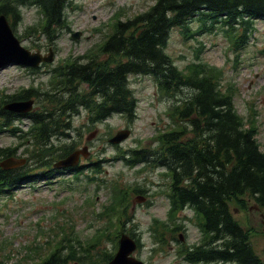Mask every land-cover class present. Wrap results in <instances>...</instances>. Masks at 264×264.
Instances as JSON below:
<instances>
[{
  "label": "trees",
  "instance_id": "16d2710c",
  "mask_svg": "<svg viewBox=\"0 0 264 264\" xmlns=\"http://www.w3.org/2000/svg\"><path fill=\"white\" fill-rule=\"evenodd\" d=\"M69 4L70 0H0V13L14 26L22 19L23 7L36 6L41 14L40 28L32 27L29 32L39 31L51 41L57 32L67 28L65 10ZM112 20L106 40L95 53L69 60L57 71V89L32 87L11 94L0 92V121L6 124L14 118L3 109L5 102L34 96L45 101L34 116L36 123L22 135L24 142L29 143L24 150L37 160L26 170L35 166L49 168L52 164L46 161L48 157H63L74 149L76 141L66 140L69 134L65 130L71 129L70 117L80 109L94 123L103 122L113 113L131 121L136 98L127 75H151L159 90L178 102L169 109L175 126L160 133L158 146L152 149L124 151L129 152L125 163H146L166 169L174 199L172 215L187 204L198 216L195 222L203 240L200 245L183 249L185 259L204 264H259L249 234L230 210L232 201L244 203L251 198L264 212V151L251 129L255 126L253 122L248 128L243 126L233 106L232 92L221 90V70L206 64L197 54L179 69L165 49L175 27L186 39L215 26L225 28L232 45L238 48L255 31L256 21H264V0H154L132 17L121 20L114 15ZM194 22L196 28L192 27ZM100 55L109 58L97 61ZM82 57L87 60L80 62ZM183 93V98H175ZM17 148L0 146V160L15 157ZM118 157L119 153L113 158ZM24 174L26 171L20 167L0 168V190L13 186L12 178L21 179ZM144 190L131 187L134 193ZM126 198L127 193L113 198L125 214L129 204ZM123 223L118 222L122 230ZM180 226L176 219L155 225L156 242L164 244L166 234L173 236ZM129 233L135 235L133 229ZM118 235L116 232L111 236L104 228H96L94 234L84 238L65 234L50 250L38 252L29 264H106L117 247ZM107 240L113 243L112 250L105 247Z\"/></svg>",
  "mask_w": 264,
  "mask_h": 264
},
{
  "label": "rangeland",
  "instance_id": "374dc122",
  "mask_svg": "<svg viewBox=\"0 0 264 264\" xmlns=\"http://www.w3.org/2000/svg\"><path fill=\"white\" fill-rule=\"evenodd\" d=\"M153 3L154 0H71L66 8L68 26L53 40V45H50L43 34L33 33V29L32 33L29 32L32 27L36 30L40 28V14L34 7H23L22 19L14 23L21 44L31 51L39 48L43 53L47 52L49 46H54L53 62L36 73H27L25 69L15 65L0 68V91L9 93L31 85L49 87L48 71L56 65L64 64L68 56L74 58L84 55L105 40L111 30L110 23L114 15L125 20L146 10ZM196 26L194 22L192 27ZM238 31L241 32L240 29ZM72 33H79L78 38L72 39ZM95 50L96 48L91 53H95ZM165 51L179 69L192 61L197 54V58L221 70V90L224 93L232 92L237 115L241 117L246 128L253 122L255 127L251 129L254 137L264 151V21H256L255 31L238 48L232 45L225 28L215 26L213 30L203 32L195 38L184 39L180 29L175 27L170 31ZM105 58L109 57L100 55L97 61ZM127 79L137 102L136 115L131 122L117 114L102 123L94 124L88 121L83 112L72 118L74 129L69 133L77 141L80 140L74 149L88 145L89 152L88 155L78 153L79 156L73 160L72 155L65 157L67 165H83L78 168L77 177L73 174L76 171H72L70 167L60 168L62 172H58L56 167L53 168L54 171L48 169V173L44 172V177L28 178L11 189L0 192V260H3V264L21 261L27 252L23 249L24 245L36 243L40 246L45 237H49L54 246L62 232L70 233L74 230L81 237L93 234L107 220L100 217L99 213L104 205L111 206L108 203L113 188L119 189L118 196L127 193L129 205L125 214L120 203L113 199L114 208L110 222L115 223L111 229L114 231L107 230L111 236L116 233L118 222L124 221V231L133 229L140 238L141 247L133 255L145 264H191L176 254V248L202 243L203 238L192 219V209L186 207L181 211L180 215L186 216L188 220L178 219L185 227L177 229L173 235L176 238L167 233L165 243L158 244L155 242L154 229L150 231L152 216L162 220H157L155 225L170 217L169 213L166 214L167 200L171 197L168 171L142 164L130 167L123 160L112 159L115 148L107 139L118 130L130 129L128 137L117 146L129 149L135 146H155L158 134L175 126L167 111L174 97L160 93L150 75L130 74ZM82 88L85 89V85ZM184 93L175 98H183ZM33 108H37V104ZM178 120L182 123L180 116ZM183 123L187 125L186 120ZM14 124L26 129L29 122L15 121ZM77 132L81 139L77 137ZM92 133L94 135L89 137ZM19 142L20 139L13 136L10 130L0 131L2 147L18 145ZM24 149L25 145L18 146L17 156L25 159L28 153ZM56 159L57 156H53L52 163ZM93 161H97V164L94 165ZM95 168L98 172L93 170ZM40 169L35 166L31 170L41 173ZM49 174L50 177L47 178ZM136 186L145 189L144 192L130 191L131 187ZM87 200L91 202L87 203ZM230 210L249 234L259 264H264L263 209H258L251 198H246L244 203L232 201ZM7 241L9 244H6ZM104 245L108 250L113 249L110 242ZM49 248L41 247L39 252L48 251ZM9 252L10 257L5 256ZM32 255L27 261L38 257L35 252ZM27 261L22 262L26 264Z\"/></svg>",
  "mask_w": 264,
  "mask_h": 264
},
{
  "label": "water",
  "instance_id": "95a60500",
  "mask_svg": "<svg viewBox=\"0 0 264 264\" xmlns=\"http://www.w3.org/2000/svg\"><path fill=\"white\" fill-rule=\"evenodd\" d=\"M78 33L73 35L76 37ZM51 60V55L42 56L39 52L31 53L29 50L20 45L19 40L15 37L12 29L10 28L6 17L0 15V66H4L8 63H19L23 65L36 66L40 61ZM32 100H19L13 101L7 104L5 107L12 111L26 112L31 109ZM129 134V130H120L112 136L109 141L111 143H118L125 139ZM86 147L81 151L86 154ZM79 151H74L72 154V160L77 157ZM69 155V156H70ZM68 156V157H69ZM23 160H21L22 162ZM65 162L66 160L63 159ZM19 162L13 159H7L1 162L3 167L14 166ZM136 244L134 240L126 234H122L119 239V246L115 254L109 259L107 264H145L142 261L132 257L130 253L135 249Z\"/></svg>",
  "mask_w": 264,
  "mask_h": 264
},
{
  "label": "flooded vegetation",
  "instance_id": "af4514ba",
  "mask_svg": "<svg viewBox=\"0 0 264 264\" xmlns=\"http://www.w3.org/2000/svg\"><path fill=\"white\" fill-rule=\"evenodd\" d=\"M180 214V213H179Z\"/></svg>",
  "mask_w": 264,
  "mask_h": 264
}]
</instances>
